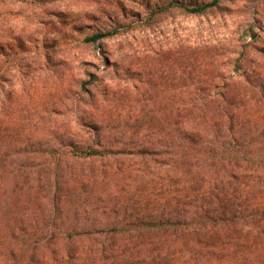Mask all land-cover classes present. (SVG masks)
<instances>
[{
    "label": "trees",
    "instance_id": "trees-1",
    "mask_svg": "<svg viewBox=\"0 0 264 264\" xmlns=\"http://www.w3.org/2000/svg\"><path fill=\"white\" fill-rule=\"evenodd\" d=\"M217 3L169 5L201 15ZM119 33L76 45L101 49ZM251 43L228 67L199 48L206 70L194 67L196 83L169 64L158 86H110L86 60L72 76L62 63L37 108L20 94L2 99L9 77L0 75V180H14L23 198H0L10 216L2 241L21 245L18 264H264V55L250 57ZM114 177L120 184L103 197Z\"/></svg>",
    "mask_w": 264,
    "mask_h": 264
},
{
    "label": "rangeland",
    "instance_id": "rangeland-1",
    "mask_svg": "<svg viewBox=\"0 0 264 264\" xmlns=\"http://www.w3.org/2000/svg\"><path fill=\"white\" fill-rule=\"evenodd\" d=\"M212 1L0 0V75L7 73L9 77L1 82V98L9 102V95L20 94L17 98L23 104L37 108L42 96L55 92L59 77L54 72H64L66 67L62 63L66 62L71 64L67 68L71 76L79 74L81 63L86 60L100 77L99 83L103 79L100 84L114 86L118 78L127 83L146 82L152 87L164 83L158 75L169 64L176 77L186 68L192 76L187 82L196 83L200 71L194 67L200 64L206 70L205 63L198 59L201 47H211L221 54L224 67H228V60H233L230 56H237L240 46L250 41L253 46L250 57L264 55V0H218L217 6L201 15H190L169 5L197 6ZM112 28H119L120 33L104 40L101 49L76 45L91 33ZM249 28L253 36L246 33ZM44 36L55 41L43 44L40 38ZM44 55L50 58L49 65L43 59L36 62L38 56ZM38 70L43 74H36ZM183 82L182 79L175 81L176 84ZM101 86L99 91L103 90ZM157 98L159 101L163 97ZM120 182L117 177L112 178L100 187V193L107 196ZM13 183L14 180H0V198L9 196L11 205L23 199L12 192ZM1 213L0 264H18L23 259L18 248L21 245L11 240L14 249L3 243L10 216Z\"/></svg>",
    "mask_w": 264,
    "mask_h": 264
}]
</instances>
